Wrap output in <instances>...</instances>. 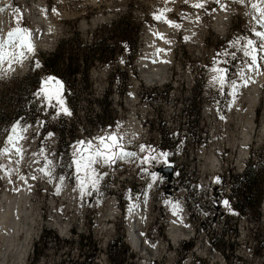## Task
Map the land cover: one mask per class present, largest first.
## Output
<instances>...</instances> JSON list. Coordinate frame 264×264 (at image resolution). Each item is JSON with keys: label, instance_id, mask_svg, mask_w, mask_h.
I'll list each match as a JSON object with an SVG mask.
<instances>
[{"label": "rangeland", "instance_id": "obj_1", "mask_svg": "<svg viewBox=\"0 0 264 264\" xmlns=\"http://www.w3.org/2000/svg\"><path fill=\"white\" fill-rule=\"evenodd\" d=\"M196 3L204 7H193ZM253 3L264 7V0L0 1V42L21 28L32 45L31 52L23 50L21 62L0 64L2 97L38 64L39 53L51 52L72 32L88 42L105 35L104 26L122 14H131L140 25L133 53L120 47L119 39L110 40L115 44L112 53L89 70L91 90L79 82L71 97L62 96L70 115L55 100L50 105L37 94L41 121L14 124L19 126L16 134L14 125L0 128V215L20 192L29 197L30 214L24 218L29 248L22 264H264V82L259 86L258 78L250 76L253 66L244 55L248 39L257 43L254 30L263 31L253 19L258 15ZM40 11L47 18L41 19ZM7 50L17 51L11 46ZM254 54L264 76V52ZM145 57L154 61L146 68L140 64ZM161 58L164 80L145 79L161 68ZM48 78L41 76V89ZM52 86L50 81L47 87ZM253 96L258 98L251 119ZM105 97L109 107L103 112L98 101ZM99 115L102 127L88 122ZM59 117L67 127L65 141L57 147L56 134L46 129L60 123ZM39 127L46 130L44 135ZM69 127L74 128L71 144ZM109 136L121 146L113 151L134 155L93 164L96 187L89 184L82 195L78 177H88L73 163L78 142L100 147L95 138L105 137L111 144ZM80 148L85 156L91 152ZM241 150L247 152L246 160L240 161ZM248 166L256 167L261 183L249 207L236 209L232 193H240L239 171ZM164 167L174 170L170 187L156 172ZM136 200L145 217L137 250L126 236L123 216ZM111 213L115 219L106 221ZM173 221L181 232L186 231L184 224L191 232L175 248L168 240ZM82 238L91 245L84 261ZM119 238L122 245L109 246ZM2 242L0 234V252ZM13 260L12 253L5 255L6 264Z\"/></svg>", "mask_w": 264, "mask_h": 264}, {"label": "trees", "instance_id": "obj_2", "mask_svg": "<svg viewBox=\"0 0 264 264\" xmlns=\"http://www.w3.org/2000/svg\"><path fill=\"white\" fill-rule=\"evenodd\" d=\"M106 33L99 38L95 36L90 41H84L80 38L79 33L74 31L69 36L57 41L54 49L48 53L38 54V64L31 66L25 75L19 79L14 87L8 91L5 95L0 96V128L9 130L14 124H34L37 121H41V115L36 105L37 94L41 92V76L51 77L55 81H59L62 84L63 93L62 96L67 98L71 97L75 91V87L79 82L83 83L86 89L91 90V84L89 82V70L94 64L98 62H105L106 55H110L113 51L115 44H109L110 40L119 39L120 47L134 52L135 46L138 43L137 34L140 30L138 25L132 18L131 14H122L112 21L108 26H104ZM102 28V30H104ZM133 56V54H132ZM8 94V95H7ZM103 104V112L105 108L109 107V103H106V97L98 101ZM186 113V112H185ZM104 113H102L103 115ZM102 115L89 118L88 122L93 124L96 122L99 127H102ZM9 118V120H6ZM57 120V125L52 126L46 130L53 132L57 136L56 146H61L65 141L66 124L62 121V117ZM101 121V122H99ZM46 130L39 127V134L44 135ZM70 132V139H67L71 144L74 139V128H68ZM234 176L231 177L232 185L234 184ZM240 181V193L233 194L232 200L235 203L236 209L239 207H249L250 197L254 194L257 185L261 183V176H259L256 167L248 166L245 168ZM259 203V196L255 208ZM88 238H82L79 241L80 255L82 260L85 259V253L90 248V243L87 242ZM43 245L45 238L42 239ZM116 242H120L122 245V238L112 242L111 245H115ZM47 244L44 245V248ZM192 244H190V247ZM86 249V250H85ZM111 248L108 250V255H112ZM74 264H78L75 262Z\"/></svg>", "mask_w": 264, "mask_h": 264}, {"label": "bare ground", "instance_id": "obj_3", "mask_svg": "<svg viewBox=\"0 0 264 264\" xmlns=\"http://www.w3.org/2000/svg\"><path fill=\"white\" fill-rule=\"evenodd\" d=\"M1 1V0H0ZM166 1V0H164ZM168 1V0H167ZM41 12V11H40ZM41 19L45 18V13H40ZM47 18V17H46ZM264 31V29H263ZM160 59V57H159ZM157 60L158 65L160 64L161 68L158 70L154 69L152 70L149 75L144 76L145 79L150 81H156L159 82L161 80H164L165 73L164 70H162V67H164L162 64V58L161 60ZM154 63L152 59L146 58L143 59L141 66L147 67L148 65ZM249 74L251 77H257L258 78V84L259 86L263 84L264 82V76L263 73H261L255 64L249 71ZM162 82V81H161ZM255 95V94H253ZM257 95V94H256ZM253 100L251 101V108H249L250 117L252 119V115L254 114V108H255V98H258L253 96ZM258 100V99H257ZM249 107V106H248ZM131 119V118H130ZM134 125L137 127L138 132H143V130L140 129V125L136 123L135 119L130 120ZM247 137H244V143ZM247 155V152L244 150L240 151V161L244 160ZM247 158V157H246ZM246 160V159H245ZM29 197L25 196V194L21 193L12 199H9V201L6 204L5 210L0 215V231H1V240L3 241L2 250L0 252V264H6L5 263V255L7 253H12L14 255L13 264H22L27 257V251H28V241L29 240V231H26V226L24 224V218H26L30 213L26 211L28 208V199ZM262 212L264 214V201L262 203ZM114 213H111L107 215L106 221H110L113 219ZM125 219V223L127 226V232L126 236L129 239L130 245L135 249H139L142 247V225H144V214L142 212V208L140 206L139 201H134L125 211V214L123 215ZM172 221V220H171ZM26 227V228H25ZM186 229L185 232H181L179 229L178 222H171L170 227L168 230V240L171 241V246L175 248L179 242L186 241L190 236V230L187 228V226H184ZM28 229V228H27ZM24 235L23 241L20 242V237ZM31 237V236H30ZM151 260V259H150Z\"/></svg>", "mask_w": 264, "mask_h": 264}, {"label": "snow or ice", "instance_id": "obj_4", "mask_svg": "<svg viewBox=\"0 0 264 264\" xmlns=\"http://www.w3.org/2000/svg\"><path fill=\"white\" fill-rule=\"evenodd\" d=\"M238 2H243V0H238ZM217 3H219V0H217ZM195 8H203L204 3H196L193 5ZM251 7L258 13V15H255L253 19L255 20L256 24L264 29V7L258 6L256 3H253ZM157 19H160V16L156 17ZM170 24V26L179 27V25L174 24V22L171 21H165ZM254 35L257 38V43L254 46V41L252 39H248L247 43L244 45V55L250 57V65L249 67L254 66L257 63V56L254 54L256 52H264V31H256L254 30ZM13 47L17 51L9 52L7 49L9 47ZM24 49H27L28 52H31L32 45L28 38V32L26 29L21 28H15L12 31H10L7 35V38L0 42V64H2L5 60H8L9 63L13 61L21 62L22 58L25 56ZM217 79V77H214V80ZM224 77H219V80L221 83L223 82ZM52 82L54 86L47 87L49 82ZM45 87H42L41 93L39 95H42L44 99L51 105V102L53 100L56 101V104L59 105L60 109L64 112V114L70 115L71 113L68 111L67 108L64 107V100L61 95V88L62 85H60L59 81L53 80V78H48L44 82ZM233 88H235V83H233ZM18 125H14L12 128V133H17ZM23 131V129H21ZM9 142H12L13 137L9 136ZM100 142V147H95L92 144V141H88L87 143L84 141L78 142L77 146V158L73 160V163L76 166L77 172L85 171L86 175L88 177L87 181L83 177H78L79 181V187L81 190L82 195L86 194L85 189L90 184L93 188L96 187L97 180L95 178V169L92 167L93 164L100 163L101 161L104 163H108L114 158H124L126 156H133L134 153L130 152H123V151H113V149H120V145L117 143L116 138L109 136L107 139L112 140L111 144L105 143V137H97L95 138ZM80 146H85L88 149H91V152L88 155H83L81 153ZM107 150V151H105ZM141 151H144V146H141ZM163 155H167V153H164ZM152 159H155L156 157H151ZM148 157H145V162H148ZM42 172H46V174H50V172H47L45 169H41ZM225 206H227L228 202L225 201Z\"/></svg>", "mask_w": 264, "mask_h": 264}, {"label": "water", "instance_id": "obj_5", "mask_svg": "<svg viewBox=\"0 0 264 264\" xmlns=\"http://www.w3.org/2000/svg\"><path fill=\"white\" fill-rule=\"evenodd\" d=\"M156 172L160 174L167 181V187H170L172 182L174 170L171 167L157 168Z\"/></svg>", "mask_w": 264, "mask_h": 264}, {"label": "built area", "instance_id": "obj_6", "mask_svg": "<svg viewBox=\"0 0 264 264\" xmlns=\"http://www.w3.org/2000/svg\"><path fill=\"white\" fill-rule=\"evenodd\" d=\"M244 169H245V167H244V168H242V169L239 171V173H240V174H242V173H243V171H244Z\"/></svg>", "mask_w": 264, "mask_h": 264}]
</instances>
